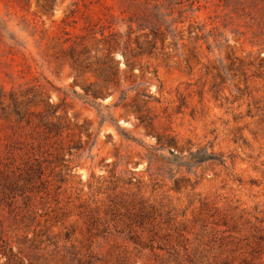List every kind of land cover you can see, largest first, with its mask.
<instances>
[{"label":"rangeland","instance_id":"1","mask_svg":"<svg viewBox=\"0 0 264 264\" xmlns=\"http://www.w3.org/2000/svg\"><path fill=\"white\" fill-rule=\"evenodd\" d=\"M0 264H264V0H0Z\"/></svg>","mask_w":264,"mask_h":264}]
</instances>
